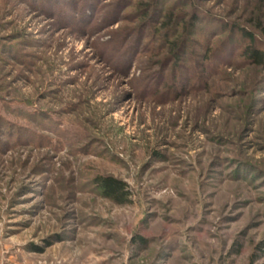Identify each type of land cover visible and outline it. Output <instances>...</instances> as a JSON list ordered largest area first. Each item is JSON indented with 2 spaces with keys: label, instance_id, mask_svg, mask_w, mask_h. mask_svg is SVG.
Here are the masks:
<instances>
[{
  "label": "rangeland",
  "instance_id": "374dc122",
  "mask_svg": "<svg viewBox=\"0 0 264 264\" xmlns=\"http://www.w3.org/2000/svg\"><path fill=\"white\" fill-rule=\"evenodd\" d=\"M70 1L0 0V264H264V0Z\"/></svg>",
  "mask_w": 264,
  "mask_h": 264
},
{
  "label": "trees",
  "instance_id": "16d2710c",
  "mask_svg": "<svg viewBox=\"0 0 264 264\" xmlns=\"http://www.w3.org/2000/svg\"><path fill=\"white\" fill-rule=\"evenodd\" d=\"M88 1H90V0H80V3L82 2L81 3L82 7H87L86 9L89 8V10L94 9L95 5H96L95 0L90 1L89 2L90 4L86 3ZM73 2L74 1L68 0V3H70V4H74ZM83 3L86 5L84 6ZM263 3H264V1H263ZM79 6H80V4H78V6L76 5L77 10L79 8V11H80L81 6L80 7ZM76 7H74V8H76ZM83 11L84 10H82V12ZM151 11H152V5L149 6V9L146 11V13L149 14V12H151ZM91 12H92V10H91ZM162 13H165V11L163 10ZM85 15H86V13H85ZM182 18L180 19V17L177 18V17L170 15V16H168L167 20L161 24V26L163 27L162 29H164L165 32L167 30L170 31V33H168V35L166 37V43L165 44L168 43V41H169L168 39H170L171 36L178 34V32H179L178 27H179L181 22L180 21L177 22V19L182 20ZM194 18L197 20V16H195ZM193 22L195 23L196 21H193ZM189 23H187V25ZM251 23L254 24L253 25L254 29H257L260 32L261 36L264 38V22H262L261 20H258L257 22H254V23L252 21H250V24ZM192 27H194V26H192ZM171 29H173V31H171ZM240 31H241V34L243 36H245L246 39H248V41H250V45L247 46L246 49L243 51L244 52L243 55L246 56V58L253 65L264 67V51L256 47V44H258L260 38L257 37V35L254 34L252 31H249L247 28H241ZM140 35L141 34L138 32L139 37H140ZM123 42H125V41L123 40ZM134 43L137 45L138 40L136 42L134 41ZM11 49H12V51H14L13 48H11ZM179 50L180 51H178V50L175 51V55L180 56V55L186 54V50L184 47H181ZM95 183H96L98 189H100V192H102V196L104 198L110 200L111 202L116 203L118 205H128L131 202L132 193L129 190L127 184L125 182H123L122 180H120L116 177L99 176V177H97ZM139 241L144 242L143 239H140ZM251 260H252L251 264H254L255 260L254 259H251Z\"/></svg>",
  "mask_w": 264,
  "mask_h": 264
}]
</instances>
